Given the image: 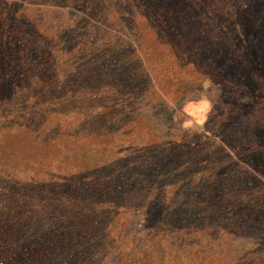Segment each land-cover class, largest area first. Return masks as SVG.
Listing matches in <instances>:
<instances>
[{
	"label": "trees",
	"instance_id": "16d2710c",
	"mask_svg": "<svg viewBox=\"0 0 264 264\" xmlns=\"http://www.w3.org/2000/svg\"><path fill=\"white\" fill-rule=\"evenodd\" d=\"M237 1L0 0V139L27 134L0 166V264H206L211 221L219 263L264 264V0ZM203 83L201 130L146 125Z\"/></svg>",
	"mask_w": 264,
	"mask_h": 264
},
{
	"label": "rangeland",
	"instance_id": "374dc122",
	"mask_svg": "<svg viewBox=\"0 0 264 264\" xmlns=\"http://www.w3.org/2000/svg\"><path fill=\"white\" fill-rule=\"evenodd\" d=\"M238 4L237 0H230L229 2V6L232 10L236 9V6ZM17 8V7H16ZM33 7H30V4H26L25 7H21L20 10L24 11V14H29V13H33L32 17H34V12L36 10L32 9ZM185 12H188L187 10H178L177 13H173L172 17L176 19L175 21V25L177 27L180 28V19L182 17H186L184 16ZM203 10H192L190 17L192 19L193 22V27L188 26L186 27L187 30H183L182 32H180V36H181V40L182 39H189V40H193V35L195 33V29L198 26V21H199V14L202 13ZM168 16H170L168 14ZM179 18V20H178ZM27 23H29L28 21H26ZM30 24V23H29ZM32 25V24H30ZM127 31V30H126ZM129 31V29H128ZM200 89L194 90V91H190V92H186L181 98H179L180 100H174L172 99L170 102V108H168L169 106H165L166 108L164 109V111L166 112V118L164 120L161 119V117L159 118H153V119H145L146 121V125H148V127L150 128H154L156 131H160L162 130L163 132H165V134L169 135V133L178 130L179 128L183 129V130H190V131H194V130H198L201 128V126L203 125V121L204 119L208 116H210V113L213 111H215V109L218 108V104H216V98H215V94H217V90L216 88H214L213 86H211V91H207V83H203V85H201V87H199ZM214 92V93H213ZM216 107V108H215ZM215 108V109H214ZM219 110L216 111V113ZM149 112V111H148ZM213 112L211 113L213 115ZM150 113V112H149ZM163 117V116H162ZM78 119V117H76V120ZM69 123L71 124H78V122L76 123H72L71 121H69ZM166 130V131H165ZM201 130V129H200ZM24 133V132H23ZM22 133V129H17L14 131H8L5 132L4 135L1 137L0 139V166H3L5 163V157L8 155V158H16L18 156V154L15 152V149H17V144L19 141L21 140H25L27 138V134ZM164 134V135H165ZM33 153H28V155H26L24 157L23 162L29 160L31 162H34V156ZM27 154V153H26ZM14 163H16V161L13 160ZM28 162V161H27ZM20 163V162H18ZM30 163V162H28ZM17 164V163H16ZM21 164V163H20ZM18 164V165H20ZM23 165H25L26 163H22ZM16 165H14L13 168H15ZM10 171V175L13 174L12 169H9ZM209 175V174H208ZM182 176V175H180ZM196 174H191V176L189 174H187L186 177H188V179L186 180V182L191 183L193 186L196 184L198 187L200 188H206L207 186H209V184L207 183L208 180L206 178H203L202 180H199L200 182H203V184H197L195 182V178H196ZM173 179H177V178H173ZM171 179V181H175ZM191 179V180H190ZM212 188L213 185L215 184V187L217 185L221 186V184H223L219 178H213L212 179ZM219 180V181H218ZM215 182V183H214ZM182 192H184L182 190ZM212 206V204L210 205ZM221 209V208H220ZM137 221H135V225L133 227H131V231L132 233L135 234H139L140 231H142V227L141 226V221H142V215L140 213H137ZM118 228L120 227V225L123 223L122 220H118ZM151 223L149 224L150 228ZM227 225L225 223H218L217 221H211L210 222V226L209 228H204L202 232H200V234L195 233L197 241L201 243L200 247H192V248H188V250H196L197 252L200 251L199 255H197L198 257L202 258L201 260L209 257L212 260L209 262L208 260L204 263L206 264H221L219 263L220 260H216V246L213 242H215L216 244H218L220 246V244H224V242L228 239V236L224 233V230L226 229ZM150 230V229H149ZM208 232V236L205 237V234ZM236 233H239V231L235 230ZM232 232V233H235ZM157 234L159 236H157L160 241H164V243H162V247H160L161 249V254H164V252L166 251L169 255L172 254V251H170V246L168 244L167 248L164 247V245H167V242H170V235L167 234H163V233H159L157 232ZM132 236L126 237V240H130ZM169 237V239H167ZM230 237L232 238V235H230ZM156 241V238L153 237H149L148 238V243L146 245H142L144 247H148V249L145 252V255H151L152 251L153 252H159L154 243ZM205 242H207V244L205 245ZM160 243V242H159ZM160 245V246H161ZM215 246V248L213 249V247ZM227 246L228 248H232L233 246V240H229L227 242ZM164 248V249H163ZM144 249V248H143ZM141 249V250H143ZM165 250V251H164ZM162 251H164L162 253ZM170 251V252H169ZM228 252H230V249L227 250ZM175 252V250H174ZM176 252H179V250H177ZM181 255V256H185ZM196 255V254H195ZM230 256L235 255V253L232 251L231 254H229ZM111 256V255H110ZM137 256H139V254L136 255L135 259L137 258ZM151 258V257H150ZM182 258V257H181ZM116 259H118V256L116 257ZM187 260H192L191 257L186 258ZM106 260V259H105ZM102 261L103 262H105ZM167 260V259H166ZM108 261V260H107ZM145 260H142L141 258L136 259L135 263H143ZM170 263V262H168Z\"/></svg>",
	"mask_w": 264,
	"mask_h": 264
}]
</instances>
